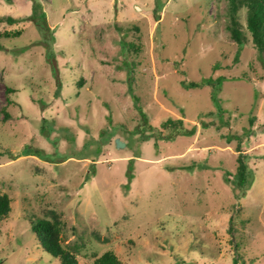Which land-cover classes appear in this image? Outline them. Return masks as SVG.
<instances>
[{"label": "rangeland", "instance_id": "1", "mask_svg": "<svg viewBox=\"0 0 264 264\" xmlns=\"http://www.w3.org/2000/svg\"><path fill=\"white\" fill-rule=\"evenodd\" d=\"M0 17L21 30L0 36V264H58L28 222L48 210L78 263L264 264V53L229 37L226 0H0Z\"/></svg>", "mask_w": 264, "mask_h": 264}, {"label": "trees", "instance_id": "2", "mask_svg": "<svg viewBox=\"0 0 264 264\" xmlns=\"http://www.w3.org/2000/svg\"><path fill=\"white\" fill-rule=\"evenodd\" d=\"M229 26L226 29L229 32V37L235 41L238 45L244 43L249 35V41L252 47L260 56L264 53V0H226ZM31 19L34 21V25L40 28H44V18L42 13H38V5L32 2ZM243 11L244 27L241 28L239 21V12ZM36 17H38L36 19ZM1 19V17H0ZM6 22L12 23L16 20L10 16L2 17ZM244 29V30H243ZM21 34V30L2 31L1 37L11 38L17 37ZM1 48V45H0ZM189 86H195L193 82H188ZM13 90L10 87H5V92L8 94ZM6 103L10 101L6 96ZM3 113L2 118L9 117L8 112L5 110V106L1 109ZM171 121L164 122V126H167ZM252 120H249L251 124ZM178 124V125H177ZM180 120L172 121L171 125L179 126ZM193 129L189 130V133ZM238 150V149H236ZM235 171L233 172V183L236 187L241 188L248 183L247 166L240 153L237 154L235 159ZM10 198L5 193H0V222L8 217L10 212ZM48 214L42 217L31 216L28 220L31 231L33 233V239L42 251L46 252L57 260L58 264H87L78 263L75 257L77 247L73 245H62L61 237V219L58 213L53 210H48ZM93 260L91 264H120L118 258L110 250H106L99 255L93 253ZM234 260V259H233Z\"/></svg>", "mask_w": 264, "mask_h": 264}]
</instances>
